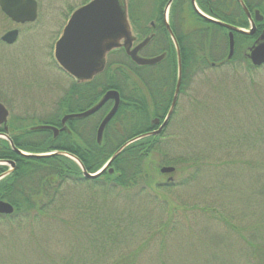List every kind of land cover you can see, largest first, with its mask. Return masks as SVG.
Segmentation results:
<instances>
[{
  "label": "rangeland",
  "instance_id": "1",
  "mask_svg": "<svg viewBox=\"0 0 264 264\" xmlns=\"http://www.w3.org/2000/svg\"><path fill=\"white\" fill-rule=\"evenodd\" d=\"M87 1L39 0L35 21L16 41H0V102L11 114L34 124L54 114L72 79L55 62L53 44L70 11ZM183 9L190 20L193 10ZM217 41L223 62L225 38ZM159 148L151 171L170 165L174 172L154 173L142 191L71 185L59 217L37 229L27 224L11 235L0 222V264H254L250 245L264 246V64L234 61L192 75ZM92 210L116 231L92 232L80 213Z\"/></svg>",
  "mask_w": 264,
  "mask_h": 264
},
{
  "label": "trees",
  "instance_id": "2",
  "mask_svg": "<svg viewBox=\"0 0 264 264\" xmlns=\"http://www.w3.org/2000/svg\"><path fill=\"white\" fill-rule=\"evenodd\" d=\"M135 1L138 0H128V19L136 34H142L145 22L155 14L148 10V6L143 12L142 8L145 7L136 4ZM156 1L158 3H154L156 5L151 6V9L153 11L157 9V14L161 18L167 0ZM195 2L203 13L220 21H232L239 13L236 0H195ZM184 5L193 10L190 0H174L169 9L171 27L180 52V92L192 75L210 67L226 65L234 61L244 62L247 68L252 67L243 54L253 42L251 36L235 34L233 54L229 60L225 59L222 62V57H217L214 52L217 47V37L222 36V28L211 24L194 10L190 20L188 17L184 18L183 8L186 7ZM174 17L180 20L177 25ZM163 50H168L167 55L155 66H149L146 76L150 96L161 105L162 115L165 114L174 89L176 55L173 43L161 25L156 30L150 51L146 55L160 54ZM142 81V66H136L122 50H114L108 55L102 72L88 82L76 84L73 81L68 89L67 99L65 101L59 99L54 114H50L42 121L45 124L59 126L63 113L84 110L97 102L104 92L115 89L121 97L120 103L104 129L100 144L95 141V131L109 108L108 102L87 119L73 121L85 125L86 121L91 120L89 128L77 127L71 122L72 133L69 135L59 132L53 136L49 130L24 131L9 135L20 150L33 154L50 153L48 155L39 157L20 155L10 147L8 141L0 138V161H14L13 170L0 179V200L7 201L13 207L11 214H0V222L5 223L2 227L7 232L13 235L16 228L25 227L27 224L37 229L45 221L58 218L61 200L68 186H83L90 190L107 192L115 188L132 190L140 187L141 176L142 187L156 182L154 173L160 172L157 167L153 173L150 162L153 154L159 153V143L163 133L130 143L112 161L110 166L113 172L106 170L93 178L84 177L82 169L74 160L57 153L66 152L75 156L84 170L95 173L124 142L153 130L154 126L151 125L149 117L153 114L152 110L148 109L147 116L142 118ZM7 168L6 165L0 164V174ZM80 213L84 215V223L89 222L93 226L92 232L100 234L116 231V228H110L112 222H108L105 216L102 217L99 211L92 210L89 215ZM32 231L33 229L29 232ZM98 246L100 247L99 244ZM250 246L252 247L250 256L254 259V264H264V246L262 244Z\"/></svg>",
  "mask_w": 264,
  "mask_h": 264
},
{
  "label": "water",
  "instance_id": "3",
  "mask_svg": "<svg viewBox=\"0 0 264 264\" xmlns=\"http://www.w3.org/2000/svg\"><path fill=\"white\" fill-rule=\"evenodd\" d=\"M243 9L247 12L242 0H238ZM172 0H168L165 6L170 5ZM195 11L203 18L222 25L230 30L229 36V52L227 58L229 59L232 54L233 38L232 31L243 32L242 29L228 25L226 23L215 20L201 13L194 0H190ZM0 9L6 14L12 21L16 23H24L34 21L37 14V4L35 0H0ZM248 14V12H247ZM166 29L176 46V60H177V75L176 82L173 91V96L169 109L159 125L155 130L142 133L134 138L129 139L123 143L107 160L102 168L95 174H90L84 170L81 163L72 155L65 152H57L59 154L70 157L75 160L80 168L84 177L92 178L99 175L101 172L108 170L112 172L110 167L111 162L117 157V155L130 143L152 135L159 134L168 123L169 117L173 111L176 103V98L179 92L180 80H181V62L179 50L173 33L165 21ZM253 30V29H252ZM17 35V30H12L5 33L2 36V40L7 43H12ZM134 41V36L131 31V26L127 17L126 0H90L86 4L76 8L70 15L66 25L64 26L60 37L57 39L54 45L53 56L57 64L66 72L69 76L74 78L77 82H86L91 80L96 74L100 73L105 65L106 53L123 47L125 54L130 60L137 66L152 65L159 62L165 54H161L154 57H141L138 55L139 49L146 44L148 38L144 39L136 46L131 47ZM247 57L252 66L257 67L264 64V32L259 36L256 42L249 48ZM111 100L113 102L109 111L99 122L96 129V141L101 142L104 128L108 121L112 118L119 105L120 97L116 90L106 91L101 98L90 108L72 114H66L61 118V128H57L51 125H37L33 129H47L51 130L54 136L60 129H64V123L69 118H83L95 113L100 109L104 103ZM7 111L5 107L0 103V123L6 120ZM156 123L158 119L154 120ZM7 138V137H6ZM10 146L18 154L26 156H42L47 154H29L24 153L16 148L12 141L7 138ZM10 168L0 175V178L7 175L12 171L14 167L13 161H7ZM160 173L170 174L174 172L172 166H162L159 169ZM167 181H172V177L169 176ZM13 207L10 203L4 200H0V214H11Z\"/></svg>",
  "mask_w": 264,
  "mask_h": 264
},
{
  "label": "flooded vegetation",
  "instance_id": "4",
  "mask_svg": "<svg viewBox=\"0 0 264 264\" xmlns=\"http://www.w3.org/2000/svg\"><path fill=\"white\" fill-rule=\"evenodd\" d=\"M135 2H136V4H142V6L145 7V8H142L143 12H145L146 9H147L146 6H148V5H145L146 3H148L150 6L156 5L154 3H158L156 0H142V1L138 0V1H135ZM173 2H174V0H173ZM173 2H172V4H173ZM236 2H237V5H238V8H239V13H238V16L236 17V19H234L232 21L231 20H224L222 22L243 30V32L232 31V35H233V50H234V46H235V43H234V35L235 34H240L242 36H251L252 37V41H253L252 44L250 46H248L246 48V50L243 52V54L247 57V53L249 51V48L256 42V40L259 38V36L264 32V0H242V2L244 4L248 14L243 9V7L240 4V2L238 0H236ZM36 3H37V14H38L39 0H36ZM82 4L83 3H80L79 5H76L75 8H73L70 11V13L67 16L66 21L68 20V18L70 16V14L72 13V11L75 10L77 7H79ZM150 6H148L149 7L148 10H151L150 12H154L155 15L152 18H149V20L145 22L142 34H136V32L134 31V29L132 27V33H133V36H134V41L132 42L131 47L136 46L138 43H140L144 39L148 38V41L146 42V44L144 46H142L139 49V51H138V54L141 55L142 57H154V56L158 55V54H154V55H146V54H148V52L150 51L151 41H152V39L155 36L156 30L158 28H160L161 25L165 28V30H166V32L168 34V31H167L166 26H165L164 15H163L164 8L162 10V14H161V18H160V16L157 14V9H155L153 11V9H151ZM0 18L1 19L3 18L6 21L2 25H0V29L2 30V33L0 35V41H1V43L5 44V45H11V44H13L16 41L17 37L20 35L21 26L28 25V24H31V23L34 22V21H31V22H24V23H16V22L12 21L6 14H4L1 9H0ZM66 21H65V23H66ZM65 23L60 28L59 34H58L57 38L55 39L54 44H55L56 40L58 39V37L60 36ZM168 23H169V25L171 27L172 26V21L168 20ZM210 23L218 25V26H220L222 28L221 32H222L223 38H225L226 50H227V54H228V52H229V36H228V34H229L230 30L228 28L222 26V25L217 24V23H214V22H210ZM146 29H148V30L145 31ZM12 30H17V35H16L15 40L12 43H7V42L3 41L2 40V36L5 33L9 32V31H12ZM171 30H172V27H171ZM172 32H173V30H172ZM173 34H174V32H173ZM174 38H175V35H174ZM175 40H176V38H175ZM176 43H177V40H176ZM54 44H53V48H54ZM173 46H174V52L176 53V46L174 45V43H173ZM177 47H178V43H177ZM115 50H122L124 52L123 47H119L118 49H115ZM178 50H179V47H178ZM112 51H114V50H112ZM112 51H109L106 54V62H107L108 55ZM162 53L165 54V56H166L167 53H168V50H163V51L160 52V54H162ZM106 62H105V64H106ZM156 64H153V65H142V79H143V81H142V118H145L147 116L148 109H149V111L152 110L153 114H152V116L150 115L149 117H150L151 125L154 126L153 129H157L158 126L160 125V123L163 121L164 116L166 115V113H167V111L169 109V106H170V103H171V99H172V96H171L170 102H169V104H168V106H167V108L165 110V114L162 115V113H161L162 112L161 105L157 101L153 100L152 97L150 96V91H149V89L147 87V80H146V76L148 74V71H147L148 69L147 68L149 66H155ZM73 81L74 80L72 79V82ZM75 83L76 84H81L80 82H77V81H75ZM174 85H175V83H174ZM69 87H70V85L65 89L62 97L60 98L62 101H65L67 99ZM147 98H149V99H147ZM0 103L5 107V109L7 111L6 120L0 123V138L4 139L6 141H8L7 138H9L12 141V139L9 136L10 134L23 133L24 131H34L35 129H33V127L36 126V125H51V124L42 123L43 120L39 121V124L38 123L34 124V117H29L28 115L20 116V115L11 114L10 110H9V107L7 105H4L2 102H0ZM108 103H109V108H110L112 106L113 102L110 101ZM176 103H177V101H176ZM91 106L87 107L86 109L90 108ZM175 108H176V104H175L174 109H173V111H172V113L170 115V118H172V116H173V114L175 112ZM86 109H84V110H86ZM84 110L67 111V112L62 114L61 118L64 115H66V114L78 113V112H81V111H84ZM89 116H92V114L88 115L86 117H83V118H69V119H67L65 121V123H64V127L65 128L64 129H60L58 131V133L61 132V133L65 134V135L71 134L72 130H71V127H70V123L73 122L74 120L75 121L76 120H85ZM61 118H60L59 126H56L58 128L62 127ZM155 119H158L157 123L154 121ZM90 122H91V120L90 121H86L85 125H82L81 123H78V122H73V123H75L77 127L78 126H84L85 128H89L90 127ZM166 126L162 130L161 133H164V131L166 129ZM96 129H97V127H96ZM2 136H4V137H2ZM95 141H96V131H95ZM8 143H9V141H8ZM12 143H13V141H12ZM96 143H97V141H96ZM100 143H97V144H100ZM9 145H10V143H9ZM13 145H14V143H13ZM141 147H142V145H141ZM169 184L170 183L164 182L163 186L164 185H169ZM140 191H142V176H141V180H140Z\"/></svg>",
  "mask_w": 264,
  "mask_h": 264
}]
</instances>
